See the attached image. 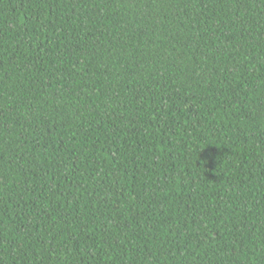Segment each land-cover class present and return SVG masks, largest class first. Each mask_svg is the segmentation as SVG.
<instances>
[{"label":"trees","instance_id":"trees-1","mask_svg":"<svg viewBox=\"0 0 264 264\" xmlns=\"http://www.w3.org/2000/svg\"><path fill=\"white\" fill-rule=\"evenodd\" d=\"M0 264H264V0H0Z\"/></svg>","mask_w":264,"mask_h":264}]
</instances>
